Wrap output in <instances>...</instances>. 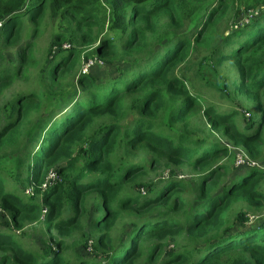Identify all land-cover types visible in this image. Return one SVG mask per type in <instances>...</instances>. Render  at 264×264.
Returning a JSON list of instances; mask_svg holds the SVG:
<instances>
[{
	"label": "trees",
	"instance_id": "16d2710c",
	"mask_svg": "<svg viewBox=\"0 0 264 264\" xmlns=\"http://www.w3.org/2000/svg\"><path fill=\"white\" fill-rule=\"evenodd\" d=\"M0 23V264H264V0H0Z\"/></svg>",
	"mask_w": 264,
	"mask_h": 264
},
{
	"label": "rangeland",
	"instance_id": "374dc122",
	"mask_svg": "<svg viewBox=\"0 0 264 264\" xmlns=\"http://www.w3.org/2000/svg\"><path fill=\"white\" fill-rule=\"evenodd\" d=\"M245 23H249V22H247L245 20ZM43 29H44V31L41 34V36L37 39V44H36V48L39 49V50H45L47 45L51 42V33L53 31V25L51 23L48 24V25H45L43 27ZM101 38H100V40H101ZM64 48H70V45L68 43H66L64 45ZM85 48H86V50H90L91 47L90 46H86ZM39 53L40 52L36 53V56H38ZM93 61H94V63L91 66L88 67V70L86 68H84V66H85L84 63L82 64V67H81V73L82 74H85V73L87 74V73L91 72L92 69H95L97 72L103 73L104 75H106L107 73H110L109 71H106V67L103 65V62L101 60L93 59ZM84 69L87 70V71H84ZM195 81H196V83L198 85H202L203 84L202 81H199V80H195ZM205 97H206V95H205ZM223 109H228L225 104L223 106ZM259 164H257V165H259ZM148 177H149V179L155 180V181H157L159 179L158 174L157 173H152V172L148 175ZM254 218H255V216L254 217L252 216V220L253 221L249 222V224L255 222L256 219H254ZM43 230H44V228L42 226H40L36 232H32V230L30 228L26 229V231L31 233L32 238H36L35 236H37L38 234L43 232ZM25 243H26L27 246H29V245L32 246L33 245V242H32V240L29 237L25 240Z\"/></svg>",
	"mask_w": 264,
	"mask_h": 264
},
{
	"label": "built area",
	"instance_id": "2783aa9c",
	"mask_svg": "<svg viewBox=\"0 0 264 264\" xmlns=\"http://www.w3.org/2000/svg\"><path fill=\"white\" fill-rule=\"evenodd\" d=\"M2 24L0 23V28H1ZM94 63L93 59L88 60L87 62H84V68H86L88 70V67L91 66ZM84 69V71H87ZM239 166L240 165H252V166H256L255 163H251L248 161L243 160L241 157H239V162H238ZM57 179V175L55 173H51L50 176L48 177V180H50L51 182ZM46 187V185L44 186Z\"/></svg>",
	"mask_w": 264,
	"mask_h": 264
},
{
	"label": "clouds",
	"instance_id": "9594fccd",
	"mask_svg": "<svg viewBox=\"0 0 264 264\" xmlns=\"http://www.w3.org/2000/svg\"><path fill=\"white\" fill-rule=\"evenodd\" d=\"M257 15V13H254V16H256ZM253 16H251L249 19H246V21L247 22H249L250 20H251V18H252ZM247 24V23H246Z\"/></svg>",
	"mask_w": 264,
	"mask_h": 264
}]
</instances>
